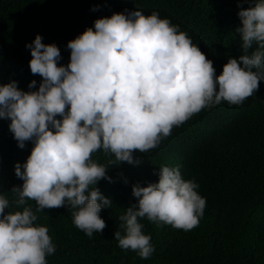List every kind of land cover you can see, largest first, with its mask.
Returning a JSON list of instances; mask_svg holds the SVG:
<instances>
[{
	"label": "clouds",
	"instance_id": "9594fccd",
	"mask_svg": "<svg viewBox=\"0 0 264 264\" xmlns=\"http://www.w3.org/2000/svg\"><path fill=\"white\" fill-rule=\"evenodd\" d=\"M237 2L249 4L240 7L235 29L244 54L229 57L219 75L187 32L157 11L126 9L96 19L68 42L66 66L58 63L59 47L41 35L26 45L31 73L42 78L39 88L23 91L15 80L0 84V119L10 120L21 149L33 142L27 160L14 165L23 181L10 189L14 201L0 194V264H48L56 247L48 228L35 223L45 209L67 205L75 209L78 229L89 237L102 233L107 224L100 213L113 202L97 184L112 182L110 167L136 165L134 153L159 147L195 114L224 101L241 105L256 94L264 81V0ZM35 86V80L28 85ZM101 150L114 159L94 161ZM198 187L169 166L160 167L158 182L134 184L136 203L119 217L124 234L114 232L118 247L141 259L152 256L143 218L183 231L198 227L206 207ZM12 203L22 210L6 211Z\"/></svg>",
	"mask_w": 264,
	"mask_h": 264
},
{
	"label": "trees",
	"instance_id": "16d2710c",
	"mask_svg": "<svg viewBox=\"0 0 264 264\" xmlns=\"http://www.w3.org/2000/svg\"><path fill=\"white\" fill-rule=\"evenodd\" d=\"M241 6L249 4L237 0H0V84L15 80L23 91L37 90L42 78L32 75L31 51L26 47L37 34L45 44L59 47L58 63L66 66L70 40L94 27L96 19L126 9L145 15L157 11L179 25L213 61L219 75L229 57L244 54L235 31L241 26ZM32 80L36 86L29 89ZM9 124V119H0V194L11 203L15 196L10 189L23 183L14 165L27 160L33 142L21 149ZM92 158L100 164L114 159L102 150ZM134 158L138 164L112 166L108 169L112 182L104 179L97 184L113 202L100 213L107 224L102 233L89 237L78 229L72 217L75 209L67 205L36 213L35 223L48 228L56 247L47 257L48 264H264V81L243 104L224 101L206 108L174 127L159 147L146 154L136 152ZM162 166L178 167L185 180L194 179L206 207L198 227L190 231L141 219L155 248L145 260L120 249L114 232L124 234L119 217L136 203L132 186L158 182ZM26 206L35 212L34 201ZM15 210L22 208L12 203L6 211Z\"/></svg>",
	"mask_w": 264,
	"mask_h": 264
}]
</instances>
